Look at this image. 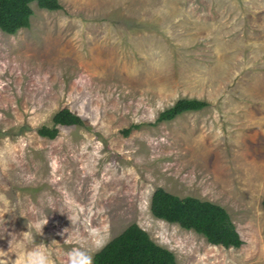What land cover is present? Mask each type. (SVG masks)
Returning a JSON list of instances; mask_svg holds the SVG:
<instances>
[{"label": "rangeland", "instance_id": "1", "mask_svg": "<svg viewBox=\"0 0 264 264\" xmlns=\"http://www.w3.org/2000/svg\"><path fill=\"white\" fill-rule=\"evenodd\" d=\"M59 1L0 30V264H94L132 224L179 264H264V0ZM182 99L208 106L156 124ZM64 108L85 126L39 136ZM159 188L244 245L155 218Z\"/></svg>", "mask_w": 264, "mask_h": 264}, {"label": "trees", "instance_id": "2", "mask_svg": "<svg viewBox=\"0 0 264 264\" xmlns=\"http://www.w3.org/2000/svg\"><path fill=\"white\" fill-rule=\"evenodd\" d=\"M40 9L59 11L63 9L59 0H0V30L9 35L31 26L34 16L32 5ZM208 103L196 99H182L162 112L156 122H171L184 113L205 109ZM86 122L70 109L64 108L55 114L52 127L38 129L42 138L55 139L59 127L85 126ZM138 126H135V128ZM29 127L24 126L20 132ZM132 128L124 131L129 135ZM1 138V134H0ZM264 206V202H263ZM151 212L157 219L180 225L204 236L210 244L224 248H241L244 241L229 212L221 205L196 197L181 198L157 189L151 201ZM94 264H179L175 253L156 243L150 234L137 224H132L123 233L112 239L94 259Z\"/></svg>", "mask_w": 264, "mask_h": 264}]
</instances>
